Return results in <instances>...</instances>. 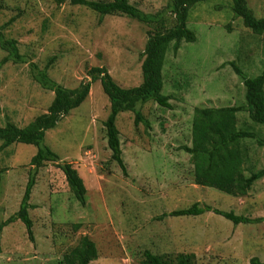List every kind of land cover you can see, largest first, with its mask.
Instances as JSON below:
<instances>
[{"label": "rangeland", "instance_id": "obj_1", "mask_svg": "<svg viewBox=\"0 0 264 264\" xmlns=\"http://www.w3.org/2000/svg\"><path fill=\"white\" fill-rule=\"evenodd\" d=\"M129 1L156 13L170 0ZM248 3L256 16L264 17V0ZM0 5V25L16 16L8 35L40 68L50 62L49 75L57 83L77 88L90 80L89 69L105 66L123 87L142 84L149 25L121 14L101 16L70 0H0ZM188 27L196 41H183L177 53L171 44L163 70V92L172 96L173 109L145 104L142 110L153 126L149 131L143 123L135 125L133 112L118 115L126 174L108 146L105 121L111 102L100 80L92 83L86 101L46 132L43 144L60 156L58 163H72L83 178L86 204L75 199L58 163L45 164L36 173L30 199L33 237L20 220L4 226L0 264H61L63 254L83 236L99 251L90 264H142L146 250L194 253L196 264H251L254 256L264 261V222L236 226L213 212L163 217L196 202L252 218L264 216V178L242 197L201 186L194 180L189 154L180 148L192 142L196 106L246 103L243 79L231 63L248 77L261 74L264 34L244 25L231 0L195 4ZM5 55L0 48V61ZM54 97L52 90L34 81L29 63L0 67V126L28 125L48 111ZM238 116L241 128L254 130L264 140V127L248 112ZM244 141L250 174L264 167V146ZM37 151V146L25 143L0 150V225L19 210Z\"/></svg>", "mask_w": 264, "mask_h": 264}, {"label": "trees", "instance_id": "obj_2", "mask_svg": "<svg viewBox=\"0 0 264 264\" xmlns=\"http://www.w3.org/2000/svg\"><path fill=\"white\" fill-rule=\"evenodd\" d=\"M73 5L90 8L101 16L126 15L149 25L148 40L143 53V82L137 87H123L117 83L105 66L89 69L90 80L82 82L77 88H67L49 75L50 62L44 68L31 62V58L22 54L19 41L8 35L9 27L16 21V16L0 25V48L6 55L0 61V67L8 62L16 64L29 63L34 81L47 90L55 93L54 100L46 113L37 116L31 123L21 127L14 122L0 126V150L15 143L31 144L38 147L31 159L30 177L19 210L0 225V231L6 225L22 221L31 237H33V220L30 202L36 184V173L48 162L58 163L60 156L50 147L44 145L46 132L58 123L73 109L79 107L88 98L92 83L100 80L104 92L110 99V114L105 121L108 146L112 150V158L123 172L127 173L123 159V149L117 118L121 112L131 111L135 114V125L144 124L146 130L153 128L151 120L145 116L143 106L149 101L163 110L173 109L172 96L164 94V65L171 44L178 52L183 41H196L194 30L188 27L190 9L206 0H170L166 8L148 13L129 0H70ZM232 9L242 17L244 25L257 35L264 34V17H258L250 8L248 0H231ZM2 5H0V8ZM171 16L172 19H169ZM229 28H231L229 26ZM52 62V61H51ZM234 70L243 79L246 88V103L230 106H196L192 120V142L180 148L189 154L193 165V176L197 184L216 188L233 196H246L254 184L264 178V167L246 174L245 164L249 159V149L244 140L251 139L264 146V140L254 131L239 126L238 113L246 111L250 119L264 127V70L255 77H248L235 61L231 63ZM140 107H138V105ZM66 175L69 187L76 200L86 204L87 188L78 170L70 162L58 163ZM213 212L234 225L259 224L262 217H249L234 211H225L199 202L188 208L177 209L164 216H199ZM79 225H76V229ZM99 258L97 244L89 237L83 236L79 243L63 254L61 264H90ZM251 264H264L254 256ZM142 264H196L194 253H177L162 255L146 250Z\"/></svg>", "mask_w": 264, "mask_h": 264}]
</instances>
